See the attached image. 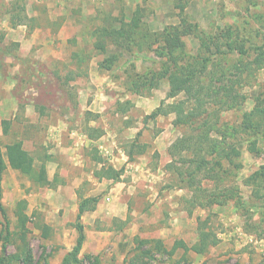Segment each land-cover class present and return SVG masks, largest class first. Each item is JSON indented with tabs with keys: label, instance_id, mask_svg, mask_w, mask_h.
<instances>
[{
	"label": "rangeland",
	"instance_id": "rangeland-1",
	"mask_svg": "<svg viewBox=\"0 0 264 264\" xmlns=\"http://www.w3.org/2000/svg\"><path fill=\"white\" fill-rule=\"evenodd\" d=\"M179 2L90 0L89 9L98 10L100 18L95 22L91 38L81 43L80 55L71 62H57L49 57L47 61L51 62L42 63L39 61V34L31 43L27 40L30 34L26 28L11 26L13 19L18 24L27 22V14L32 12L38 13L39 18L42 8L39 0H0V48H8L19 57L3 59L0 54V119L9 120L6 131L11 132L9 137L3 134L1 125L2 150L22 134L24 149L39 166V158L47 155L49 150L65 153L72 147L68 136L72 131L105 135L107 139L114 137L119 147L126 151L131 148L134 153L141 150V142L160 135L168 124L173 123L175 113L154 118L148 116L161 106V102L165 101L162 108L167 109V106L184 100L186 95L180 93L173 99H166L170 89L167 80L160 81L157 88L151 90L149 85L143 86L141 82L160 69H175L162 54L161 33L166 31L173 37L178 36L172 28L180 26L178 10L174 8ZM184 14L197 29L181 36L185 48L184 56L177 57L178 65L188 68L193 61L191 58L198 56L208 60L210 72L195 77L192 84L196 86L195 95L201 99L200 105L191 97L183 106L184 112L193 113L196 118L193 117L192 124L195 126L215 124L211 138H217L221 133L224 139H218L222 147L227 152L233 148L240 156H232V161L210 157L204 153L209 147L199 139L195 128L185 125L184 121L180 123L183 125L173 126L169 134L174 139L172 144L180 142L179 150H171V144L162 164L158 152L151 157L153 169L160 167L162 175L156 179V186L160 187V197L167 201L161 208L150 211L153 204L146 207L142 193L132 200L133 205H138L136 210L148 214V225H141V237L138 238L145 236L150 240L158 230L165 229L162 242L166 249H171L176 240L190 246L198 241L197 220H205L202 227L210 238L218 240L216 245L203 254L183 253L178 249L170 259L156 254L157 262L153 264H173L182 258L189 264H264V178L254 176L264 166V138L255 135L263 133L264 128L256 125L263 124L261 116L248 115L255 106L264 108V0H190L185 4ZM134 17L135 24L132 25ZM29 25L34 27L35 22ZM123 26V34L117 43L111 36H105L104 30ZM10 27L17 31L15 36ZM71 42L75 44V41ZM175 54L177 56V50ZM92 58L94 63H99L105 76L98 83L90 82L89 90H86L85 72L89 70ZM200 67L198 63L196 68ZM210 81L215 86H224L223 89L214 87L208 91ZM93 90L99 96H93ZM52 126L61 130V145L48 139ZM253 140H256V153L248 149ZM76 152L87 154L92 163L100 158L106 166L109 164L99 155L96 143L88 148L79 147ZM202 156L210 163L200 168ZM216 160L221 166L215 165ZM236 165L240 167L236 168ZM63 166L66 168L64 174L71 172L67 161ZM85 166L90 168L88 164ZM23 188L31 195L26 212L30 217L29 238L34 260L37 261L44 251L49 264H55L54 255L59 251L55 239L39 242V231L35 227L39 224V186L26 180ZM5 211L13 237L17 238L14 210ZM135 246L133 241V248L123 261L150 247L145 245L133 251ZM13 252L14 247L8 246V253ZM97 256L101 264L123 263L111 248ZM82 264L89 262L83 260Z\"/></svg>",
	"mask_w": 264,
	"mask_h": 264
},
{
	"label": "crops",
	"instance_id": "crops-1",
	"mask_svg": "<svg viewBox=\"0 0 264 264\" xmlns=\"http://www.w3.org/2000/svg\"><path fill=\"white\" fill-rule=\"evenodd\" d=\"M89 1L39 0V6H42L39 10V18L38 13L32 12L27 14V22L17 23L15 26L27 29L30 34L27 35V40L31 43L35 42L36 34H39V61L42 63L52 60L62 63L71 62L80 55L79 51L83 48L81 43L91 38V34L95 31V22H98L100 18L98 10L96 12L89 9ZM37 19L38 23H36ZM30 22H35V26H30ZM16 34L17 31H13L12 35ZM13 41L19 43L17 39ZM71 41H75V44ZM35 57L38 58V56ZM49 57H52V60L47 61ZM89 62V70L85 72L88 82L86 90H89L90 82L98 83L105 76L98 67L99 63H94V58ZM93 92H95L93 96H99L97 91L93 90ZM2 120L0 119V123ZM58 129H60L58 126H52L48 139L54 144L61 145L62 134ZM171 129L173 130V124H168L160 135L152 140L141 142V150L138 153L132 151V158H129V150L119 147L114 137L107 139L105 135H100L91 139L86 132L79 135L78 132L72 131L71 135L68 134L69 139L72 140V147L65 152L66 154L52 149L47 155L39 158V166L35 165L34 160L33 166L36 169L41 165L44 166L47 180L44 185L37 184L39 186V224H45L51 230V236L47 239L40 238L39 230V242L44 243L55 239L59 247L57 255H54L55 264H60L63 256L75 246L78 237L75 223L79 213V201L90 198H97L98 201L93 210L84 211L80 216L79 222L83 227L85 238L79 256L98 255L101 251L111 248L116 257L123 261L126 253L133 248V239L140 236L141 225H148L146 222L148 214L143 210H136L138 205H133L136 195L142 193L141 197L147 204L146 207L153 204L149 207L150 211L161 208V205L167 201L166 198L160 197V187L158 189L156 186V179L162 176L161 170L160 167L153 169L155 165H151V157L156 151L160 156V164L166 159L168 147L174 140L171 138L172 134H169ZM10 133L7 130L5 135L9 137ZM1 134L0 124V136ZM17 140L22 141L24 147L22 134ZM92 143H96L99 155L108 161V166L119 171L118 179L100 175L103 168H106L103 160L93 161V165L87 154L76 152L79 147L88 148V145ZM2 153L4 155L5 149ZM65 161L68 162L71 170V172L66 171V174L63 172L66 169L63 166ZM87 164L90 168L86 169ZM26 180L29 179L20 171L10 167L5 169L0 177V202L5 210H15L16 203L22 200L26 202L27 208L31 195L27 194L23 188ZM10 230L12 231L11 228ZM164 230H158L157 235L152 239L162 240ZM146 238L143 236V239Z\"/></svg>",
	"mask_w": 264,
	"mask_h": 264
},
{
	"label": "trees",
	"instance_id": "trees-1",
	"mask_svg": "<svg viewBox=\"0 0 264 264\" xmlns=\"http://www.w3.org/2000/svg\"><path fill=\"white\" fill-rule=\"evenodd\" d=\"M180 2L174 5V8L178 10V18L180 21V26L172 28L174 33H178V36L173 37L172 33L169 34L165 31V33H161L163 37V43H164V52L162 53L165 55V57H168L171 61V64L175 66V69L171 70L169 68H164L160 69L157 72H154L151 74L149 78H145L141 84L144 85H149V89H155L158 86V83L162 80H167L170 89L167 92L166 99H173L176 96H178L180 93H184L186 95V98L184 100H181L179 102L173 103L170 106H167V109L162 108V105H164L165 101L161 102V106L156 108L148 117L149 118H154L156 116L160 115H166L168 113H175V119L173 120V126L177 127L181 122L186 123L185 125H190V127H193L198 131L197 136L199 139L203 142L206 143L207 146L209 147V150L207 152H204L205 154L207 153L210 155V157H217L218 159H227L229 161L231 160V157H239L240 153L231 148L230 151L227 152L222 147V142L221 140L218 139L222 137L224 139V136L221 135V133L218 134L217 138H211V133L214 132L215 130V124H200L196 125L192 124L193 123V113L190 111L184 112L183 106L187 103L188 99L191 97H194V102L197 105H200V100L198 96L195 95V85L192 84L194 83V79L196 76L200 74H210L208 72V60H201L198 56H194L191 59H193L191 65L186 68V67H179L178 65V60L177 57H181V55L184 56V44L181 41V36H184L186 34H189L191 30L197 29L196 24H191L190 22L187 21L184 10H185V4L189 2L190 0H179ZM15 18V17H14ZM13 21V22H12ZM11 21V26L14 27L17 22L16 19ZM135 17L131 22H133L132 25H134ZM22 23V22H21ZM131 26V25H130ZM102 30V29H101ZM124 30V26L120 27L119 29H112V30H104V33L106 34L105 36H111L112 40L117 43V39L122 36V32ZM100 32V31H99ZM96 32V33H99ZM95 33V34H96ZM175 35V34H174ZM114 42V43H115ZM115 43V44H116ZM16 45V44H15ZM118 45V44H117ZM229 45V44H228ZM226 45L227 48L229 46ZM18 46V44L16 45ZM175 50L178 51V54L176 56ZM162 51V50H161ZM0 54L3 56V59H5L6 56H10L14 59H19V57L15 54H12L8 48H0ZM202 61H204L202 63ZM261 60H258L259 63ZM200 63L201 67L200 69L196 68V65ZM202 63V64H201ZM102 65V64H101ZM166 65V64H164ZM100 67V65H99ZM102 67V66H101ZM212 79V78H211ZM210 79V80H211ZM156 80V81H155ZM215 82V81H214ZM218 82V81H216ZM220 83H217L219 85ZM216 87H221L220 89H223L224 86H215L212 84V82H209V85L207 86V90L210 91L211 88ZM217 90H214L213 92H216ZM208 96V95H207ZM250 116H261L263 120V124H256L257 127H262L264 128V108H261L259 106H255L252 111L249 112ZM192 119V120H191ZM260 119V118H259ZM9 120H2L1 125L3 126V134L6 133V126L9 124ZM90 131L93 128H89ZM193 130V129H192ZM87 135L91 139H95L99 137V135H94L91 132H88ZM255 135H259L264 138V132H258ZM196 136V137H197ZM178 141L174 142L171 146L170 149L173 150H179V145ZM5 153L3 155L2 153V148L0 145V177L5 171L7 167H10L13 170L20 171L24 176H26L31 182L35 184H41L44 185L47 183L46 180V172L45 168L43 165H41L38 169H36L33 166L34 159L30 155V153L24 149L23 143L20 140L10 142L4 146ZM249 151L251 153H256V140H253L249 146ZM129 158L131 157L132 150L131 148L129 149ZM202 160H199L200 163L202 162L201 167H205V165H208L210 160H207L203 156L200 157ZM101 161V159H98ZM215 165L221 166V162L219 160L215 161ZM239 165H236V168H239ZM103 175L107 178L110 179H118L119 178V171L113 170L112 167L106 166V168H103L102 172L100 175ZM255 177H261L264 178V166L261 167V169L257 172L254 173ZM192 180V179H191ZM190 180V181H191ZM189 181V182H190ZM1 190V189H0ZM210 198V197H209ZM1 199V195H0ZM98 199L97 198H90V199H84L79 201V206H78V215L75 223V228L78 231V237L76 240L75 246L66 253L60 264H82L83 260H87L89 264H101L99 261V258L97 255L92 256V255H85L83 258L79 257V253L81 250L82 243L84 241V234H83V227L79 222L80 216L84 211H89L93 210L95 207V204L97 203ZM211 202L213 200H210ZM209 201V202H210ZM208 202V203H209ZM216 203V202H215ZM0 213L2 215L3 221L0 222V243H1V254H0V264H49L48 262V255L43 252H41L39 258L37 261L34 260V257L32 255L31 251V244H30V233L31 230L28 227V224L30 223V217L26 214V202L24 200L19 201L16 203L15 210H14V216H15V235L17 238L13 237V232L10 230V224L9 220L7 218V214L5 209L2 207L1 202H0ZM198 221V241L191 246H188L183 242L182 240H176L171 247V249H166L163 245L162 240L160 239H139V238H134L133 241L135 242L136 246L133 249V251L140 250L143 246L149 245L150 247L141 251L138 254H134L130 258H127L123 261L122 264H153L154 262H157V258L155 257L156 254H160L163 256L168 257L169 259L175 254V252L178 249H182L183 253L192 251L196 254H203L205 251L210 246H214L217 244L218 240L215 237L210 238V234L204 231V226L205 225V220H202V222ZM36 229L39 231L40 230V238L41 239H47L50 234V228L45 225V224H37ZM14 239V240H13ZM12 245L15 249V252L13 253H8V246ZM42 249H44L43 246H41ZM132 252V251H131ZM173 264H189L185 263L184 258L180 260H176Z\"/></svg>",
	"mask_w": 264,
	"mask_h": 264
}]
</instances>
